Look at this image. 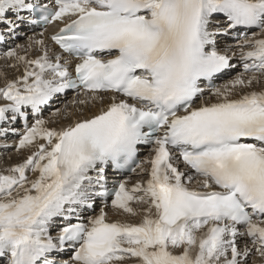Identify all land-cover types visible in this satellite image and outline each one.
<instances>
[{"label":"snow or ice","instance_id":"1","mask_svg":"<svg viewBox=\"0 0 264 264\" xmlns=\"http://www.w3.org/2000/svg\"><path fill=\"white\" fill-rule=\"evenodd\" d=\"M56 22L59 52L28 34ZM0 49L22 69L0 72V140L23 120L31 152L0 172V264L264 257V0H0Z\"/></svg>","mask_w":264,"mask_h":264},{"label":"bare ground","instance_id":"2","mask_svg":"<svg viewBox=\"0 0 264 264\" xmlns=\"http://www.w3.org/2000/svg\"><path fill=\"white\" fill-rule=\"evenodd\" d=\"M62 26H63V24L60 23V22H56L52 26H49L47 28V31L44 33V36L43 37H39L38 36V33L43 30L42 28H36L34 30H30L28 32V34L29 35H34L38 39H40V38L44 39L45 44L50 49V51H52V52H59V50L56 48V46L51 41L50 37L53 34L57 33L60 30V28H62ZM28 54L30 56L36 55L35 51H33V50H30ZM10 63L11 62H8L7 61V64L3 65L2 62H1L0 63V72L6 73L7 74V78L9 80H14V79L18 78L20 75H22V69L20 71H17L16 69H14L12 67H9L8 65ZM220 82L221 81H218V83H220ZM3 83H4V81L3 80H0V87L3 86ZM222 83H224V81L221 82L220 84H222ZM256 90H259V89L257 88ZM245 91H248V90H245ZM69 98L71 99V96ZM2 103L3 102H0V106H2ZM54 118L55 117H53V120L51 122L49 121V124L47 125L48 127H50V128H60V127H62L65 124L68 123V121H63V120H61L58 123L53 122V121H55L57 119V118H55V119ZM22 122H21L20 126L21 127H24L23 126V123L24 122L23 123ZM29 123L31 124L32 121H29ZM10 139H11V137L7 138V141L10 142L9 144H12L14 142H16V144H17V141L10 140ZM38 143H46V141H39ZM1 144H4V141H0V145ZM0 147H2V146H0ZM30 154H31V152L29 150H27V149L21 150L19 152L18 151H14V152L6 151L5 152L4 150H0V172H4L5 169L11 168L13 166H16V165L22 163L27 158V156H29ZM149 155H150L149 150L148 149H145L142 152V154H141V158L142 159H145ZM177 166L179 167V169L181 171H186V172L187 171H190L181 161L177 163ZM146 167H147V165H146ZM134 175L135 174H133L132 176H134ZM132 176H121V175H117V176L110 177V179L116 180V181H126L127 182V186L129 188H131V187L135 186L136 183H138L137 180H133V181L131 180V177ZM33 178H35V177H33ZM147 179H148V177L146 179H141L139 182H146ZM191 186L193 188L200 189V184L199 183H193ZM133 207H135L138 210H140L141 212H143L144 208H146L147 206L137 207L136 204H133ZM97 209H96V212L95 213H89L88 215L98 214L99 213V210H97ZM105 211L108 214V221L109 222H121V223L139 224V223L142 222V219H143L142 216H130L127 213H123L121 211H117V210L112 209L111 208V201L110 200H109V207L107 209H105ZM70 255H71L70 252L69 253H66L65 254V258H67ZM256 257H257V259H256V263L255 264H264V257H260L259 255H255L254 258H256Z\"/></svg>","mask_w":264,"mask_h":264},{"label":"rangeland","instance_id":"3","mask_svg":"<svg viewBox=\"0 0 264 264\" xmlns=\"http://www.w3.org/2000/svg\"><path fill=\"white\" fill-rule=\"evenodd\" d=\"M18 43L20 44H25V40L23 38H20L18 41ZM3 49H0V51H2ZM36 53V52H35ZM37 54V53H36ZM2 62L3 65L7 64V61L3 60V59H0V63ZM223 82V81H221ZM220 82V83H221ZM70 99V98H69ZM44 118L48 121H52L53 120V117L51 116V113L49 111H46L44 114H43ZM55 119V118H54ZM23 120H19L14 126L18 129V132L16 135H9V137H11L10 140H14V141H17V144H18V140L20 138V134L23 133L24 131V127H21L20 124ZM23 123V122H22ZM23 126H24V123H23ZM8 137V138H9ZM0 141H3V140H0ZM10 142L7 141V146H5V143L4 144H1L0 146V150H4L5 152L6 151H10V152H14L16 151V142L12 143V144H9ZM14 150V151H13ZM11 159V158H10ZM147 178V175L143 176V177H140V176H137V175H134L131 177V180H137V182H139L141 179H146ZM139 179V180H138ZM141 205H137V207H140ZM99 210V208L97 209ZM55 234V233H54ZM255 256H253L252 258V264H255L256 263V258H254Z\"/></svg>","mask_w":264,"mask_h":264}]
</instances>
